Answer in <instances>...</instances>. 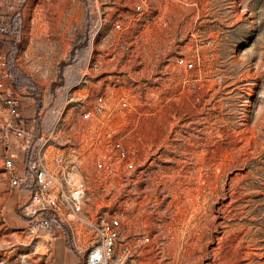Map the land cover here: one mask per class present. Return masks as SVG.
Instances as JSON below:
<instances>
[{"label": "rangeland", "instance_id": "rangeland-1", "mask_svg": "<svg viewBox=\"0 0 264 264\" xmlns=\"http://www.w3.org/2000/svg\"><path fill=\"white\" fill-rule=\"evenodd\" d=\"M137 4L134 28L110 26ZM0 24V123L9 89L40 162L84 182L81 217H117L122 242L150 236L125 264H264V0H0ZM86 36L82 64L55 89ZM104 87L112 107L80 120ZM116 140L133 167L112 156L95 169ZM23 144L0 129V264H80L84 225L64 236L20 214L31 181ZM7 157L19 170L13 188Z\"/></svg>", "mask_w": 264, "mask_h": 264}, {"label": "built area", "instance_id": "built-area-1", "mask_svg": "<svg viewBox=\"0 0 264 264\" xmlns=\"http://www.w3.org/2000/svg\"><path fill=\"white\" fill-rule=\"evenodd\" d=\"M144 9L143 6L137 4L134 6L133 15L126 19L128 21H124V16L117 15L108 22L117 31L134 28L135 22L142 17ZM100 27H102V24ZM4 33H6L5 27L0 26V34ZM178 63L187 69L192 68V62L179 59ZM4 67L5 60L0 55L1 70ZM0 87H2L1 78ZM108 102L107 88L104 87L103 90H98L94 94L92 106L83 107L80 111V120L90 121L93 117L98 120L103 119L104 112L108 107H112ZM5 104L9 119L0 123L3 140L5 142L10 138L20 140L28 150L26 169L30 174L31 181L29 187H27L28 197L21 204L20 214L32 229L55 230L65 236L67 233L65 232L66 228L70 227L73 230L72 225H84L87 231L83 234L82 243L76 241L77 245H73L74 251L81 255L80 264H125L128 255L131 253V246L134 249H139L150 243V236L147 233L134 234L122 242L121 222L117 217H100L95 222L83 219L81 213L86 198L84 182L77 177L71 168H61L55 171L43 165L34 151L30 134L22 126V119L18 112V101L9 89H6L5 92ZM119 105L122 109L127 108L128 100L121 97ZM42 141V136L36 138V142L40 143ZM112 156L122 160L126 168L131 169L133 167L128 150L122 145V142L116 140L111 142L108 154L98 152L95 155V169H107V163L111 164V161L107 159H111ZM4 167L10 178V187L18 186L20 181L19 170L12 158H5Z\"/></svg>", "mask_w": 264, "mask_h": 264}, {"label": "trees", "instance_id": "trees-1", "mask_svg": "<svg viewBox=\"0 0 264 264\" xmlns=\"http://www.w3.org/2000/svg\"><path fill=\"white\" fill-rule=\"evenodd\" d=\"M20 21H21V18L19 15H16L14 17L9 18L8 24L10 23V28H11L12 32H14L13 35L15 37H18L20 34ZM0 26H4V25L0 24ZM80 42L82 44L79 45L78 49L74 50L72 55L71 56L69 55L67 60L62 62L59 65L58 78H57V81L55 82V85L53 86L55 89L58 88L59 86L63 87L65 85V81H64V77H63V72H64L63 70L66 67H68V66L70 67L73 64H75V65H78L77 67L79 68L80 65L82 64V61H83L84 55H85V51H87V49H88L89 36L82 38Z\"/></svg>", "mask_w": 264, "mask_h": 264}, {"label": "crops", "instance_id": "crops-1", "mask_svg": "<svg viewBox=\"0 0 264 264\" xmlns=\"http://www.w3.org/2000/svg\"><path fill=\"white\" fill-rule=\"evenodd\" d=\"M55 79H56V77H53V78H52V80H51V82H54V81H55Z\"/></svg>", "mask_w": 264, "mask_h": 264}]
</instances>
